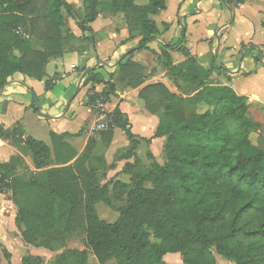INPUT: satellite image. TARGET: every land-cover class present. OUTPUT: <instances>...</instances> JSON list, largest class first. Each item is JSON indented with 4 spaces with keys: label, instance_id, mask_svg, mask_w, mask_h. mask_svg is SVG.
<instances>
[{
    "label": "trees",
    "instance_id": "trees-1",
    "mask_svg": "<svg viewBox=\"0 0 264 264\" xmlns=\"http://www.w3.org/2000/svg\"><path fill=\"white\" fill-rule=\"evenodd\" d=\"M166 1L147 0L138 6L135 0H82L83 15L77 18L66 0H0V90L16 73L40 81L48 61L63 55L73 37L67 31L63 35L62 9L78 21L83 34H89L77 39L88 46L94 45L90 24L99 11L123 14L129 37L134 32L141 36L135 49L140 51L159 33L150 17L164 11ZM17 27L29 39L19 37ZM181 43L166 49L183 54V62L173 65L165 48L159 56L178 93L161 83L138 92L147 111L158 117L153 138L163 140L165 161H153L142 173L125 164L120 173L127 174L128 181L117 175L103 183L104 174L87 168L89 144L77 155L63 141L72 137L69 134L51 132L50 149L31 137L22 140L19 127L7 136L0 125V139L23 144L34 169L41 171L25 179L17 173L18 169L27 171L20 157L0 163V195L11 193L21 242L55 251L65 248L74 235L81 237L86 248L64 249L47 263L25 255L21 264H105L111 260L115 264H166V254H178L183 264H217L215 255L234 264H264V137L248 116L257 104L229 86L214 83L213 67H201ZM262 49L252 57L255 63ZM119 71L129 88L143 85L145 70L139 64L127 60ZM83 84L104 86L100 94L89 89L93 93L88 97L90 106L97 97L108 102L114 94L115 86L98 73H90ZM51 86L46 81L45 91ZM31 106L36 113L35 104ZM109 119L110 126L101 132L102 141L108 146L113 129H120L129 145L117 154L129 160L144 139L131 133L127 117L118 108ZM100 202L122 204L113 223L98 217L95 205ZM0 247L11 264L10 253ZM91 256L94 262L89 261Z\"/></svg>",
    "mask_w": 264,
    "mask_h": 264
},
{
    "label": "crops",
    "instance_id": "crops-1",
    "mask_svg": "<svg viewBox=\"0 0 264 264\" xmlns=\"http://www.w3.org/2000/svg\"><path fill=\"white\" fill-rule=\"evenodd\" d=\"M110 1L100 0L101 3H110ZM66 2L75 16L80 18L79 12H83L82 0H66ZM255 4L262 5L258 11L263 14L260 25L250 22V16H248L251 15L250 8ZM62 16L65 24L63 35L67 31L73 37L66 44L63 55L48 61L44 76L40 81L16 73L8 78L7 85L0 92V125L7 136L19 127L22 140L28 137L33 138L35 131L29 130L27 125L25 128V121L29 120L36 125L35 122L39 123V120H43L36 115L37 112L35 113L31 106L34 103L32 96L34 95L41 107V113L46 115L44 118H49L59 128L58 132L50 131V133L71 135L72 137L65 138L63 141L77 155H80L89 144L88 166L90 156L96 155L94 149H98L99 144L103 142L102 131L96 128L99 123V112L88 102V96L93 94L89 92V89L92 88L94 93L100 94L104 86L84 85L86 77L79 93L66 111L65 107L85 69L100 63L94 73H98L104 80L115 86L114 94L110 96L108 102L104 103L106 119L110 121L109 115L115 108H118L127 117L131 133L139 139L148 141L139 140L135 156L129 160L119 159L114 162L115 155L121 149L128 147L129 142L120 129H113L112 138L103 152V162L111 173L105 182L115 179L127 163L136 167L137 150L143 143L147 146L146 149L152 155L153 160L158 164H163L158 161L163 154V140L153 138L158 126V117L147 111L141 99L142 103H139L138 92L140 88L147 85L161 83L171 92L178 93L163 66V59L159 56L165 48L173 65L183 62L185 60L183 54L176 49H166L167 46H176L181 42V48H184L201 67L206 70L213 67L211 80L214 83L229 86L238 96L246 97L257 104V107L249 112L255 111L259 115L258 119L264 120V52L263 65L255 64L252 59L245 56L249 47L262 48L264 46V0H246L243 5H237L236 0H167L165 10L150 17L155 22L159 33L154 36L146 49L140 51L135 49L141 36L138 32H134L131 38L129 37L123 14L113 15L99 11L97 19L90 24L92 31L90 35L94 42L92 46L77 40L83 35L89 36L81 32L78 21L71 18L67 12L63 13V10ZM164 25L168 28L164 29ZM198 27L201 36H195ZM35 45L41 49L38 44ZM216 51L217 56L214 57ZM218 57L220 64L214 67L213 60ZM127 60L139 64L145 70L144 83L137 89L129 88L122 80L119 65ZM46 81L52 84L48 91H45ZM57 85L61 88L56 90ZM69 123H74L76 130L73 132L65 130ZM82 127L85 129L84 134H81ZM33 139L41 141L38 138ZM45 145L52 149L51 142L50 145ZM11 157H20L29 173L41 172L34 169L31 154L23 144H14L9 139H0V163H8ZM17 173L22 174V170L18 169ZM118 179L121 180L119 176ZM5 197L11 199V193L6 192L0 195L1 208ZM104 204L116 211L121 207ZM20 247L26 250L28 255L41 258L44 263L64 249L86 250L80 240L74 241L73 239L65 242V248L55 251L27 246L23 243H20ZM21 259L22 257L19 258V264H21ZM165 259L164 256L163 261L166 263ZM10 262L14 264L12 257ZM112 262L115 263L111 260L105 264H113Z\"/></svg>",
    "mask_w": 264,
    "mask_h": 264
},
{
    "label": "rangeland",
    "instance_id": "rangeland-1",
    "mask_svg": "<svg viewBox=\"0 0 264 264\" xmlns=\"http://www.w3.org/2000/svg\"><path fill=\"white\" fill-rule=\"evenodd\" d=\"M146 3H147V0H135V4H137V5H145ZM261 6L262 5H260V4H255L253 7L250 8L251 15H248V16H250L249 17V19L251 20L250 22H252L255 25H257V24L260 25V23H261L260 20H261L263 14L258 13V11L260 10L259 8ZM62 10H63V13L66 12L64 9H62ZM236 13L238 15V12H236ZM79 15L81 17L83 15V12L80 11ZM182 26H184V25L182 24ZM237 27H238V24H237ZM243 27H245V26H243ZM244 30H245V28H244ZM195 36H201L199 27H198V30L195 32ZM258 48H260V47L251 46L245 52V54H246L245 56L248 57L249 59H252L253 63H255V62L253 61L252 57L254 55H259ZM263 52H264V49H262V54L260 55L259 62H256V63H261V65H263V63H262ZM219 60H220L219 57H218V59L213 60V66L214 67L219 66V64H220ZM58 88H61V87L59 85H57L56 90ZM139 103L140 104L142 103L140 99H139ZM92 107H94V105H92ZM198 110L201 112L204 111L203 108H200ZM248 116L254 123L257 124L259 134H261L264 137V120L258 119L259 115L255 111L249 112ZM42 119L43 120L38 121L39 123L35 122L36 125L33 124L29 120H27V122L25 121V128L27 125V128L29 130L33 129L35 131L33 138H38V140L43 141L47 145H50V140H49L50 131L58 132L59 128L56 126V123L51 122L49 120V118H42ZM74 126H75L74 123H69V125L66 127L65 130L73 132L74 130H76ZM84 130H85L84 127H82L81 128V134H84ZM252 140L253 141L255 140V136H252ZM95 143L97 144V142H95ZM106 147L107 146H105V144L103 142L101 144H99V148L94 149V152L96 155L90 156V162H89V165L87 166V168L90 171L97 172L100 175L101 174L105 175L104 177L100 178L103 183L107 179H109L108 177H110V175H111V173H109L110 171H108V167H106L104 162H103V152H104ZM146 148H147V146L145 145V143L141 144L140 147L138 148V150H137V157L138 158H136L138 161L136 160V162H135L137 169H136V167H134V170H133L134 172L142 173L143 172L142 170L145 171L146 168H149L151 166V164L153 163V161H154L152 159L153 157L151 158L148 156V154H150V153L148 152V150ZM161 152H162V150H161ZM119 156H120V154L115 155L114 162L119 160ZM158 161L160 163L165 161L163 154L161 157L158 158ZM39 175H40V173L33 175V174L29 173L28 171H22V176L25 179H31V178L37 177ZM117 175L123 181H128V179H129L127 174L118 173ZM9 200H11V199L5 197L3 199V203H2L3 207L2 208L0 207V246L4 247L8 252L11 253L10 255L12 257V262L14 264H19V258H21L25 255H28V252L24 249H21V247H20V243H22V242H21L20 234H19V232L15 226V223H14L17 208L14 206L12 201L10 202ZM114 205H115V207L122 206V204H120V203H114ZM95 209H96V213L99 216V218L105 220L108 223L114 222L118 217V212L116 211V209H113L112 207L108 208L107 205H105V204L103 205V203H101V202L97 203L95 205ZM69 239H71V240L73 239L74 241H77V240L81 241V237L79 239V237L76 238V237H74V235L72 237H70ZM0 255H1V264H7V262L3 258L1 247H0ZM175 255H178V254H166L165 255L166 263L167 264H183L181 257L175 258V257H173ZM215 259H216L217 264H234L232 261L222 259L221 257H219L217 255H215ZM89 261L90 262L93 261L92 256L89 258ZM113 264H115V263H113Z\"/></svg>",
    "mask_w": 264,
    "mask_h": 264
},
{
    "label": "built area",
    "instance_id": "built-area-1",
    "mask_svg": "<svg viewBox=\"0 0 264 264\" xmlns=\"http://www.w3.org/2000/svg\"><path fill=\"white\" fill-rule=\"evenodd\" d=\"M15 33L23 39H29V34L22 27H17ZM104 103L103 97H97L94 102V108L99 112V123L96 128L100 131L106 130L110 126V121L104 114Z\"/></svg>",
    "mask_w": 264,
    "mask_h": 264
},
{
    "label": "water",
    "instance_id": "water-1",
    "mask_svg": "<svg viewBox=\"0 0 264 264\" xmlns=\"http://www.w3.org/2000/svg\"><path fill=\"white\" fill-rule=\"evenodd\" d=\"M216 56H217V51L214 53V57H216ZM98 66H100V63H97V65L85 69V71L82 73V75H81V77H80V80H79V83H78V86L76 87L74 93L71 95V97H70V98L68 99V101H67V105H66V107H65V111H66V110L68 109V107L70 106L72 100H73V99L76 97V95L79 93L80 88H81V86H82V82L84 81V79H85L86 77H88V75H89L90 73L94 72ZM6 85H7V84H6ZM6 85H5V86H6ZM5 86H4V87H5ZM4 87L0 90V92L3 91ZM32 96H33V102H34V104H35V109H36L37 115H38L39 117H41V118L46 117V115H43V114L41 113V107H40V105H39V102L37 101V98H36L34 95H32Z\"/></svg>",
    "mask_w": 264,
    "mask_h": 264
}]
</instances>
